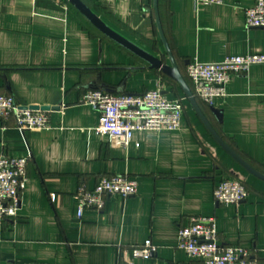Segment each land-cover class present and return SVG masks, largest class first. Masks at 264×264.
Masks as SVG:
<instances>
[{
	"label": "crops",
	"instance_id": "0c3cea01",
	"mask_svg": "<svg viewBox=\"0 0 264 264\" xmlns=\"http://www.w3.org/2000/svg\"><path fill=\"white\" fill-rule=\"evenodd\" d=\"M112 29L170 64L154 0H81ZM256 0H159L165 38L185 77L190 61L264 53V28H248ZM189 79V78H188ZM187 81V79H186ZM184 98L181 127L135 131L127 147L97 132L101 112L81 102L104 89L138 94L159 85ZM193 91L192 83L189 85ZM215 109L200 101L218 134L264 173V64L233 74ZM0 95L22 106H50L51 127L21 130L0 119V152L29 157L17 216L0 220V264H201L178 248L189 217L214 216L222 246L238 245L264 260V179L247 171L216 141L182 87L101 32L70 0H0ZM128 174L138 193L109 196L102 210L78 215L80 186ZM243 181L248 198L220 205L214 189ZM151 241L148 258L131 249Z\"/></svg>",
	"mask_w": 264,
	"mask_h": 264
},
{
	"label": "built area",
	"instance_id": "2783aa9c",
	"mask_svg": "<svg viewBox=\"0 0 264 264\" xmlns=\"http://www.w3.org/2000/svg\"><path fill=\"white\" fill-rule=\"evenodd\" d=\"M222 0H195L196 8L221 4ZM248 28H264V0H256L246 9ZM264 64V53L228 56L221 62L190 61L187 76L197 99L215 106L227 95L226 85L233 74L247 73L254 65ZM162 84L155 90L138 94L115 93L104 89L89 90L81 102L101 112L97 132L108 136L114 146L130 145L135 131H173L181 127L184 98H168ZM13 116L21 130H41L51 127L46 111L31 110L16 102L11 95H0V119ZM29 157L8 156L0 152V220L17 216L21 207L20 192L28 181ZM138 193V181L128 174L103 176L93 189L80 186L76 197L78 215L84 210H102L109 196L128 197ZM249 196L246 184L237 178H226L214 189L215 201L220 205H238ZM214 216H190L188 223L179 228L178 248L201 264H264V260L251 258L250 252L238 245L222 246ZM156 246L149 240L131 249L136 258L155 254Z\"/></svg>",
	"mask_w": 264,
	"mask_h": 264
},
{
	"label": "water",
	"instance_id": "95a60500",
	"mask_svg": "<svg viewBox=\"0 0 264 264\" xmlns=\"http://www.w3.org/2000/svg\"><path fill=\"white\" fill-rule=\"evenodd\" d=\"M70 2L79 9L101 32H103L106 36L117 42L118 44L124 46L131 52L135 53L139 57H141L143 60L148 62L152 67L160 69L162 72H164L166 75H168L170 78L175 80L180 84L182 87L189 103L195 110V112L198 114L202 122L205 124L209 132L213 135V137L216 139V141L222 146V148L230 154L235 160H237L247 171H249L251 174L264 179V173L260 172L256 168H254L251 164H249L244 158H242L215 130V128L211 125L208 118L204 114L197 98L195 97L191 87L187 83L185 77L181 73L174 57L172 54V51L170 49V46L165 38V34L163 32V28L161 25L160 15H159V0H154V9L155 14L157 18V24L159 27V31L162 37V40L164 42L166 52L168 53V56L170 58V64H165L163 61L159 58H157L152 53L148 52L144 48L140 47L133 41L129 40L125 36L121 35L114 29H112L109 25H107L100 17H98L86 4H84L81 0H70ZM31 110H41V111H48L51 109L50 106H30L28 107ZM212 110L221 117V110L215 109L214 106H211Z\"/></svg>",
	"mask_w": 264,
	"mask_h": 264
},
{
	"label": "trees",
	"instance_id": "16d2710c",
	"mask_svg": "<svg viewBox=\"0 0 264 264\" xmlns=\"http://www.w3.org/2000/svg\"><path fill=\"white\" fill-rule=\"evenodd\" d=\"M186 79H187V83L190 85V80L188 79V77ZM199 103L201 104L200 101H199Z\"/></svg>",
	"mask_w": 264,
	"mask_h": 264
}]
</instances>
